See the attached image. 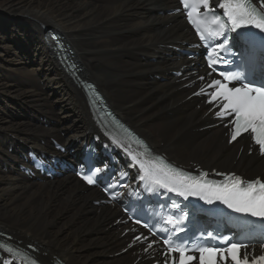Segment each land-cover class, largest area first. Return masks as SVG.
Listing matches in <instances>:
<instances>
[{
	"label": "bare ground",
	"instance_id": "1",
	"mask_svg": "<svg viewBox=\"0 0 264 264\" xmlns=\"http://www.w3.org/2000/svg\"><path fill=\"white\" fill-rule=\"evenodd\" d=\"M171 4L0 0V228L13 233L15 241L35 244L46 264L53 257L67 264H123L130 256L118 263L106 259L127 237L120 238L112 226L115 209L92 206L94 189L86 192L68 177L32 182L16 169L19 154L28 148L46 149L49 137L68 144L88 140L95 132L81 91L61 73L42 27L62 33L83 74L97 84L115 112L171 159L202 163L205 169L240 167L247 175L264 173L261 159L245 151L239 154L246 140L228 146L221 128L203 130L211 124L208 119L197 125L205 109L197 110L195 100L185 102L186 91L168 75L185 65L177 63L172 46L191 41L179 17L158 14ZM20 101L33 105L36 113L20 121L11 114L2 116L3 106ZM100 228L99 235L111 233L95 237Z\"/></svg>",
	"mask_w": 264,
	"mask_h": 264
},
{
	"label": "snow or ice",
	"instance_id": "2",
	"mask_svg": "<svg viewBox=\"0 0 264 264\" xmlns=\"http://www.w3.org/2000/svg\"><path fill=\"white\" fill-rule=\"evenodd\" d=\"M180 3L185 9L189 8V0H180ZM202 3L207 8L208 0H202ZM221 7L227 9L229 5L222 4ZM237 8L241 9L239 15L226 11V15L230 17L231 23L235 28H242L246 24H251L264 32V19L257 18L254 13L243 11V5H237ZM195 11L197 9L193 7L192 11L187 13L189 22H192ZM198 34L203 40L204 36L199 33V30ZM222 47L223 45H217L218 49ZM212 63H215V61ZM255 64V57L251 54L245 56L242 61V66L248 71L254 70ZM221 75L224 77L225 82L222 83L219 79L211 81V87L215 91L210 93L208 103L212 104L214 101L222 102L221 110L216 112L217 117L223 118L227 115L234 117L228 125L230 128L229 142H236L242 133L250 132L252 134L251 139L259 146L260 153L264 155V89L253 88L247 84L243 87H229L228 82L237 79V77L223 72ZM84 88L85 90H93V86L87 83L84 84ZM201 91L203 92V89ZM96 99L99 100L100 97L97 95ZM132 159L134 162L137 161L134 156ZM139 169L138 175L141 181H149L153 188L175 193L185 199L189 196H195L208 205L219 202L234 213L264 218V182L260 180H255L245 185L244 181L239 176H236L229 178L228 182L225 183H208L203 179L185 174L178 169L166 167L162 163L158 164L155 161L148 162L147 166L145 163H139ZM80 178L89 185L95 183L92 177L86 173H81ZM153 188H149L148 191L153 192ZM112 198L115 199V196H112ZM186 216L187 213H185ZM133 219L137 223H141L139 217H133ZM171 219L170 217L169 222H171ZM183 219L184 217H181L177 220V224H182ZM179 231H183V228H180ZM212 235L213 233H208L209 237ZM140 239V236L136 237L137 241ZM164 244L167 246L169 254L179 253L180 264H191L195 259L194 256L186 254L187 249L185 247L173 246L169 240H165ZM152 247L153 243L149 242L145 251ZM241 248H247V245L231 243L224 248L199 247L200 264H219L220 261H227L228 259L232 261V264H264V255L254 256L249 259L247 253L241 256ZM217 257H219V261ZM165 264H167V261Z\"/></svg>",
	"mask_w": 264,
	"mask_h": 264
},
{
	"label": "rangeland",
	"instance_id": "3",
	"mask_svg": "<svg viewBox=\"0 0 264 264\" xmlns=\"http://www.w3.org/2000/svg\"><path fill=\"white\" fill-rule=\"evenodd\" d=\"M21 19H22V14H17ZM36 23V22H35ZM38 25V24H37ZM51 28H53L54 29V27L53 26H50ZM56 29V28H55ZM58 30V29H57ZM59 31V30H58ZM60 32V31H59ZM61 33V32H60ZM62 34V33H61ZM71 44V43H70ZM72 46V45H71ZM73 48V47H72ZM84 75V74H83ZM85 76V75H84ZM85 78H87V76H85ZM88 79V78H87ZM34 113H36V108L33 106V105H30V104H28L27 102H24V101H20L18 104H11L10 106H3L2 107V116H6V115H14V116H16V119H15V121H20V120H22V118L23 117H25V115H31V114H34ZM37 116H40V114L39 113H37ZM198 119H200V116L198 117ZM197 119V120H198ZM200 120H203L201 123H199V124H197V125H202L203 124V122H204V119L203 118H201ZM45 126V125H44ZM150 130H152L153 129V127H151V128H149ZM160 145V144H159ZM248 160L249 159H247V161H246V164H245V166L247 165V163H248ZM202 164V163H201ZM244 166V167H245ZM243 167V168H244ZM233 169H236V168H233ZM254 173V172H253ZM253 173H251V174H248V175H253ZM75 182V181H74ZM86 190V189H85ZM86 192H89V190L88 191H86ZM1 230H3V231H5V232H7V233H9L8 231H6V230H4V229H2V228H0ZM99 232H101V228L99 229V231L98 232H95L94 233V235H95V237H100V238H105L106 236H108L110 233H111V231H109L108 233H106L105 235H99ZM10 234H13V233H10ZM14 237H16V238H19V239H21V237H19V236H16V235H13ZM112 241V237H110V238H108L107 240H106V242L107 243H110ZM119 246H117L113 251H118V248ZM115 254V253H114ZM114 254H109V255H106L107 256V260H110V261H114V262H116V261H122L125 257H126V254H124V255H122V256H118V257H114V258H112V257H110V256H112V255H114ZM130 259L131 258H128V259H126V261H124L123 262V264H126V263H128L129 261H130ZM116 263H118V262H116Z\"/></svg>",
	"mask_w": 264,
	"mask_h": 264
}]
</instances>
